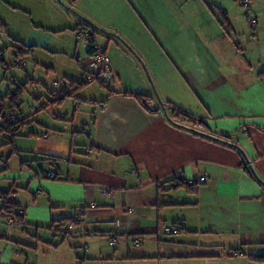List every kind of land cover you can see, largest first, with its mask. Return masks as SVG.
Wrapping results in <instances>:
<instances>
[{"label": "crops", "instance_id": "obj_1", "mask_svg": "<svg viewBox=\"0 0 264 264\" xmlns=\"http://www.w3.org/2000/svg\"><path fill=\"white\" fill-rule=\"evenodd\" d=\"M252 1L255 32L236 0H0L7 27L0 32V97L26 85L11 111L25 121L15 139L19 153L0 135V240L6 243L0 264H66L67 257L71 264H116L117 254L128 261L140 249L144 255L145 241L161 244L169 236L179 248H166L184 259L199 248L212 254L229 249L231 257L264 255V0ZM78 29L94 34L81 41L86 57L79 81L54 88L25 68L26 82L18 83L16 48H32L23 60L35 62L37 51L51 52L55 41ZM92 44L111 58L110 90L104 88L101 99L82 98L91 83L78 93L80 100L54 103L63 95L55 99L50 91L65 96L84 81ZM53 52L79 56L78 46ZM30 88L37 93L24 114ZM125 94L175 105L208 129L197 120L171 121L168 107L167 115L151 112L146 100L142 105ZM54 109V120L40 121ZM43 157L57 158L43 165L56 179L30 164ZM181 179L199 184L197 193L169 186ZM7 205L11 215L21 214L20 223L10 224ZM66 219L79 225L55 243ZM173 225L177 233L165 235ZM113 237L119 239L114 248L107 244ZM135 237L140 247L131 246ZM16 247L22 248L18 256ZM42 248L46 261L36 255Z\"/></svg>", "mask_w": 264, "mask_h": 264}, {"label": "rangeland", "instance_id": "obj_2", "mask_svg": "<svg viewBox=\"0 0 264 264\" xmlns=\"http://www.w3.org/2000/svg\"><path fill=\"white\" fill-rule=\"evenodd\" d=\"M82 44L83 42L76 40L73 32L72 36L69 35L63 41L60 42L55 41V44L52 45L50 48L51 52L37 51L34 57L35 62L30 58L25 61L26 69L29 71L30 75H32L36 80H42L46 82L48 85L53 86L54 88L56 85L55 83H57V85L60 84V86H66L68 85V80L79 81L84 69L83 60L86 57ZM77 46L79 50V56L81 57L80 63H78L79 56H77L76 60H74L71 59L68 56V54H65L64 52L63 53L53 52V51H62L63 48L73 49L76 48ZM7 58L10 61H12V57H10V55H8ZM15 60L16 59L13 60V67H14L12 68L13 73L15 76L21 78L20 80H18L19 84L25 83L27 79L26 69H21L18 66H16ZM38 64L39 66H37ZM50 67L54 68L55 74L52 71L46 70V68H50ZM38 92L41 93L40 90H38ZM32 93H37V92L34 89L30 88L29 94H25L22 99L23 101L22 111L24 114L30 113L28 109L29 106L33 104V101L31 99ZM102 94L106 95L107 94L106 90L104 88L102 89L101 87H99L98 83L94 82V84H92L91 87L81 96L82 98L85 99H101ZM54 113H58V110L54 109V111L52 112L43 113L41 115L40 121L46 122V121L54 120L52 119L53 118L52 115ZM81 118H83L82 114L80 115V119ZM175 237L176 236H169L166 238V240L162 239L161 244H154V245L151 244L150 241L148 242L145 241L143 245L144 255L140 253V251H143V249H140L138 250V252L137 251L133 252L128 261H123L120 258L119 254H117L116 257L118 261L116 264H255L250 260V257L248 255H246V257H231L230 256L231 250L229 249L223 251L220 250L219 251L220 253L212 254L208 251L203 252V250L199 248L198 251L197 250L194 251L195 254L191 256L189 259H184L183 256H180L174 250L166 248L173 245H176V247L179 248V246H177L178 242ZM153 240L157 242V239H153ZM2 241L3 240H0L1 248L2 246L6 245V243ZM17 248L20 249V252L22 251V248L16 247V249L14 250L15 256H18L19 255L18 253H20ZM86 249H88V247ZM97 250L99 251V253H102L103 255H111V257L114 255L113 249L111 250L101 249L99 247ZM79 252H84L83 248L82 250L80 249ZM43 253H45L43 248L42 250H39L36 253L39 261L41 259H43V261H46V256H44ZM15 260L18 259L15 258ZM55 261L58 260L56 259ZM65 263L71 264V258L67 257Z\"/></svg>", "mask_w": 264, "mask_h": 264}, {"label": "trees", "instance_id": "obj_3", "mask_svg": "<svg viewBox=\"0 0 264 264\" xmlns=\"http://www.w3.org/2000/svg\"><path fill=\"white\" fill-rule=\"evenodd\" d=\"M7 31V27L4 23H2L0 21V32H6ZM93 36L94 34H92L91 39L93 40ZM90 39V40H91ZM32 48H26L25 46H20L19 48H16V53H15V59H25L27 56H32ZM3 66V62L2 65ZM95 83H98L102 88H106L108 90H110L107 87L106 82L100 80L99 78H96ZM93 82V83H94ZM91 83H85L84 81L79 83V86L77 88L72 89L70 92L66 93V95L64 96V94H62L61 92H57V91H50V95L52 97H54L55 99L58 98L60 95H63L62 99H57L54 101V103L58 104L61 103L63 101V99L66 98H75L76 100H80V98L78 97V93L85 87L88 86ZM74 86V85H71ZM26 92V85L21 86L20 88L16 89L13 93H9L6 97H0V135H5L7 138V145L12 146L13 148V153L14 154H18L19 151L16 148L15 145V139L19 136V132L22 130V128L25 125V121L19 119V117L16 118L15 121H10L8 118L4 117V114L6 112V110H9L10 113H12L16 108H19V104H20V99L22 98L23 94ZM118 95L117 93H110V96H115ZM126 96H134L140 103H142V105H144V101L147 98L142 97L141 95H131V94H125ZM6 100L8 101V103L10 104V108H7L5 106ZM166 107H168V109L171 110L172 113V119L169 118L171 121H176L178 123H182V124H192L195 123V121L197 120L196 117H194L193 115H191L190 113L184 111L183 109L175 106V105H166ZM12 111V112H11ZM199 122V125L204 128V129H208L207 125L204 123L203 120H197ZM57 158H53V157H43L42 159L37 160V162H30V164H34L37 163L39 164L40 167L43 168V165L45 163H51L52 165H55V163L57 162ZM24 165L29 164L28 162H24ZM252 173V172H251ZM253 176H255V173H252ZM53 179H56V175L54 176ZM169 186L171 188L173 187H178V188H184L186 189V191L188 193H197L199 184L197 183H190L187 182L183 179L179 180V181H172ZM167 191V190H165ZM11 207L4 206L3 208V212L4 215L6 214V217H10L12 219H15L16 222L20 223L21 222V217L18 215H11L10 211H11ZM73 224L75 226L79 225V222L75 219H66L64 221L61 222L60 224V228L62 230V228L67 225V224ZM173 227L177 228V225H173ZM179 231V229H178ZM2 234V233H0ZM67 236V235H66ZM4 237V234L2 235V238ZM244 255V254H243ZM250 260L254 263H258V264H264V255H253V256H249Z\"/></svg>", "mask_w": 264, "mask_h": 264}, {"label": "built area", "instance_id": "obj_4", "mask_svg": "<svg viewBox=\"0 0 264 264\" xmlns=\"http://www.w3.org/2000/svg\"><path fill=\"white\" fill-rule=\"evenodd\" d=\"M242 7V9L245 12V16L247 17L249 24L253 28V31L255 32L258 25V18L256 15H254L253 12V1L252 0H236ZM92 30L90 29H78L74 32V36L77 41H83V40H90L92 37ZM3 58V54L0 53V66H1V60ZM111 58L107 53V50L104 47L98 46V45H91L90 46V54L88 58V69L87 74L85 75L84 82L85 83H93L96 78H99L100 80L106 82L107 87L110 88L111 85L115 82V76L112 71L111 67ZM15 65L18 66L21 69H25V61L23 59H16ZM146 108L151 112H164L161 106L156 104L154 100H146L145 101ZM4 117L8 118L10 121H15L16 117L12 115L9 111H6L4 114ZM93 151L89 150L88 154H92ZM48 166V165H47ZM42 168L43 174L49 178L53 179L55 174L52 170L46 168ZM247 168L250 169V165H247ZM201 182H204V179L201 180ZM19 214L18 216H20ZM14 220H10V224H13ZM74 231V225L69 223L65 225L61 233L55 234V243H60L63 241V239L66 237V235L71 234ZM163 233L165 235H172L177 233V229L175 227H169L166 226L164 228ZM131 246L133 247H140L141 246V240L139 237H135L131 240ZM107 244L109 247H116L119 245V239L116 237L110 238L107 241ZM239 256H244L243 254H238Z\"/></svg>", "mask_w": 264, "mask_h": 264}, {"label": "water", "instance_id": "obj_5", "mask_svg": "<svg viewBox=\"0 0 264 264\" xmlns=\"http://www.w3.org/2000/svg\"><path fill=\"white\" fill-rule=\"evenodd\" d=\"M69 10V9H68ZM74 13V12H73ZM76 14V13H75ZM88 24H90L93 28H95V29H97V30H99V31H101V32H103L102 30H100V29H98L95 25H93L92 23H90V22H88L87 20H85ZM124 43V42H123ZM130 49V48H129ZM143 67H144V69H145V71H146V74H147V76L149 77V74H148V72H147V70H146V68H145V66L143 65ZM160 105H161V108L163 109V111H164V113L167 115V110H166V106L163 104V103H160Z\"/></svg>", "mask_w": 264, "mask_h": 264}]
</instances>
